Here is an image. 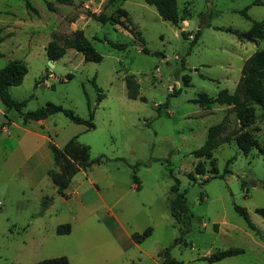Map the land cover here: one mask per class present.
<instances>
[{"label": "rangeland", "instance_id": "374dc122", "mask_svg": "<svg viewBox=\"0 0 264 264\" xmlns=\"http://www.w3.org/2000/svg\"><path fill=\"white\" fill-rule=\"evenodd\" d=\"M46 1L30 0L33 11L25 0H0V23L25 22L23 30L0 42V68L15 58L28 66L22 83L10 87L13 97L27 101L24 112L53 102L88 119L90 105L94 128L56 113L47 119L46 130L60 147L77 135L90 147L91 158L101 159L79 170L60 193L50 176L59 167L47 143L37 139L35 147L24 146L9 165H3L8 152L0 149V264H35L59 256H67L70 264H164L167 249L185 264H264V217L256 212L264 207V108L250 103L255 120L247 122L232 105L193 102L201 93L234 91L245 59L264 50V39L241 41L225 30L251 28L241 13L246 7L252 19L264 20V3L177 0L181 13L190 14L177 26L144 0L54 2L55 11ZM87 11L121 17L142 32L150 52H143L119 24L101 23ZM199 29L198 42L189 51ZM76 35L91 43L102 60L86 61L82 52L68 48L51 65L48 42L57 36L63 44ZM130 75L140 84L136 99L127 95L125 78ZM226 115L224 135L247 134L257 145L241 149L234 139L214 150L215 161L195 157L208 128ZM32 126L37 127L35 122ZM215 166L218 174L226 167L232 172L214 177ZM176 179L192 213L181 241L169 209ZM235 204L247 208L259 234ZM66 223L72 231L58 234L57 227ZM148 227L151 235L141 242L133 239ZM230 247L244 252L215 262L204 259Z\"/></svg>", "mask_w": 264, "mask_h": 264}, {"label": "trees", "instance_id": "16d2710c", "mask_svg": "<svg viewBox=\"0 0 264 264\" xmlns=\"http://www.w3.org/2000/svg\"><path fill=\"white\" fill-rule=\"evenodd\" d=\"M26 5L30 10L36 11L35 6L30 0H25ZM126 0H108L107 4L114 5L115 3H123ZM147 4L153 5L159 15L166 21H170L175 25H179L180 21L190 17V14H183L178 8L177 0H144ZM54 2L60 4L72 5L74 0H47V6L49 9L55 11L56 6ZM255 4L263 3V0H254ZM248 7L244 8L241 13L247 19L252 22V26L248 31H237L231 28H225L226 31L234 33L241 41H258L264 39V20L252 19L248 14ZM121 11V10H120ZM124 11V10H123ZM87 15L101 23L119 24L124 29L128 30L142 44L143 52H150L145 46V39L142 32L137 30L133 25H130L121 17L110 13L107 14L104 11L99 13L87 11ZM121 16V15H119ZM210 26V23H206ZM3 28L0 27V42L4 41L6 35H1ZM201 29L197 30L195 38L191 43V48L198 42ZM112 45L124 48L125 44L111 43ZM68 48H74L84 54L86 61H101L102 55L96 52L91 43L83 41V38L76 35L74 38H66L64 43H60V39L54 36L45 47L48 59L56 61L62 58ZM159 54V52H156ZM28 73V66L19 58L10 60L4 67L0 68V101L4 106V112L10 117V113L13 117H18L26 124L30 121H37L46 119L56 113H63L74 123H83L88 128H94V110L89 105L90 116L88 119L82 118L77 115L73 109L65 108L60 104L48 102L45 105L32 110L23 111V107L26 105V100L17 99L12 96L9 91L11 86L19 85L22 83L25 75ZM241 78L233 92L228 89H222L215 96H210L207 93H201L197 98L193 99V102L200 104L201 106H211L213 104L220 105H232V109L238 114L240 119L247 122H253L255 120V114L250 103H257L264 108V50H257L254 52L245 62L241 70ZM49 72L46 74L48 76ZM71 76V74H69ZM43 82L42 79L38 80L36 84ZM95 83V82H94ZM127 95L130 98L136 99L139 96L140 84L134 76H127L125 78ZM95 86L99 89L97 84ZM103 98V93L99 92V99ZM7 124L11 123V119ZM228 126L227 115L224 118L208 128L207 137L204 144L194 151V155L197 158H205L214 160V150L225 143H230L236 139L238 146L241 149H245L247 145H257V141L252 140L247 134L236 137V132H228L224 135ZM78 136H74L67 141L63 147H58L53 143H50V147L54 154L55 163L58 165L59 170H53L50 173L52 181L58 186V192L64 193L69 187L73 176L80 169H88L94 162H99L101 157L92 159L90 156V147L86 144H82L78 141ZM76 161V164L72 162ZM201 173V171H198ZM214 177L224 178L227 174L231 173L228 167L222 174H218L217 166L213 167ZM136 179V178H135ZM206 182L208 180H205ZM179 180L176 179L175 184L172 185L170 191L173 195L169 200V209L172 217L175 219L181 230V236L177 241L183 240L182 236L187 232L190 223L192 213L189 209L186 191H180ZM264 187V182H263ZM49 203L48 198H44L43 205L46 206ZM235 210L244 217L249 228L256 231L259 234V229L252 222L249 212L246 207L235 204ZM256 212L264 217V207L256 208ZM217 227V225H215ZM72 230L70 223L62 224L57 227L58 234H68ZM152 233V228L148 227L143 233H135L133 239L137 242H141L146 239ZM244 249L241 247H230L227 249H219L213 252L211 255L204 257L209 262H215L225 257L238 255L243 253ZM35 264H70L67 256H59L53 258H47L39 261ZM164 264H185L183 261L172 257L168 249L165 251Z\"/></svg>", "mask_w": 264, "mask_h": 264}, {"label": "crops", "instance_id": "0c3cea01", "mask_svg": "<svg viewBox=\"0 0 264 264\" xmlns=\"http://www.w3.org/2000/svg\"><path fill=\"white\" fill-rule=\"evenodd\" d=\"M24 25H25V22L21 20H17L14 22H11L9 20H3L2 23H0V27L3 28L2 32L5 31V34H1V35H6L7 37V35L10 34V36H13L17 32L23 30L25 27ZM248 58H246L245 61ZM50 76L52 75L50 74ZM9 91H10V88H9ZM0 111L4 112L3 104L0 105ZM48 118L37 120V121H30L24 124L20 118L13 117V119H11L10 124H5L2 126V129L0 131V149H6V151L8 152V155L3 160V165H9L11 163L14 164L22 148L24 146H29V145H32L35 147V141L37 139H39L41 143L44 141L45 143H47L49 147H50V143H53L56 146H58L54 142L53 137L50 135V133L47 132L48 130H46L49 127V125L46 124V121ZM34 122L36 123L37 127L32 126V123ZM8 147H10V149H8ZM39 165H42V164H39Z\"/></svg>", "mask_w": 264, "mask_h": 264}, {"label": "water", "instance_id": "95a60500", "mask_svg": "<svg viewBox=\"0 0 264 264\" xmlns=\"http://www.w3.org/2000/svg\"><path fill=\"white\" fill-rule=\"evenodd\" d=\"M179 30L181 31V28H180V27H179ZM49 63H50L51 65H53V63H52L51 60H49ZM9 121H10V117H9L5 112L0 111V131H1V129H2V126H3L4 124L9 123ZM250 184H251L252 186H255V185L257 184V182H256L255 180H251V181H250Z\"/></svg>", "mask_w": 264, "mask_h": 264}, {"label": "bare ground", "instance_id": "6f19581e", "mask_svg": "<svg viewBox=\"0 0 264 264\" xmlns=\"http://www.w3.org/2000/svg\"><path fill=\"white\" fill-rule=\"evenodd\" d=\"M52 63H53V61H52Z\"/></svg>", "mask_w": 264, "mask_h": 264}]
</instances>
